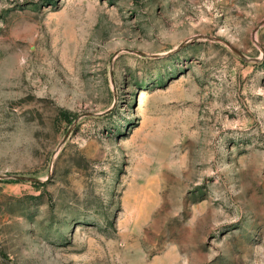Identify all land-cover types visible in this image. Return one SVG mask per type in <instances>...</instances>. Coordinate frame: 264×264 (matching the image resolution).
<instances>
[{
    "label": "rangeland",
    "instance_id": "rangeland-1",
    "mask_svg": "<svg viewBox=\"0 0 264 264\" xmlns=\"http://www.w3.org/2000/svg\"><path fill=\"white\" fill-rule=\"evenodd\" d=\"M0 264H264V0H0Z\"/></svg>",
    "mask_w": 264,
    "mask_h": 264
},
{
    "label": "bare ground",
    "instance_id": "bare-ground-1",
    "mask_svg": "<svg viewBox=\"0 0 264 264\" xmlns=\"http://www.w3.org/2000/svg\"><path fill=\"white\" fill-rule=\"evenodd\" d=\"M178 18V17H177Z\"/></svg>",
    "mask_w": 264,
    "mask_h": 264
}]
</instances>
